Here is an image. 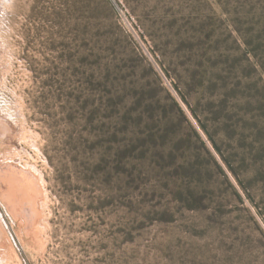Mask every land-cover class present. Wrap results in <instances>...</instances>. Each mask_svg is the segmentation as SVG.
Instances as JSON below:
<instances>
[{"label":"rangeland","instance_id":"obj_1","mask_svg":"<svg viewBox=\"0 0 264 264\" xmlns=\"http://www.w3.org/2000/svg\"><path fill=\"white\" fill-rule=\"evenodd\" d=\"M248 85L264 0H0V264H264Z\"/></svg>","mask_w":264,"mask_h":264},{"label":"trees","instance_id":"obj_2","mask_svg":"<svg viewBox=\"0 0 264 264\" xmlns=\"http://www.w3.org/2000/svg\"><path fill=\"white\" fill-rule=\"evenodd\" d=\"M251 90L256 91L257 97L253 100L247 99L243 104V109L250 111L252 109L257 110L260 113V117H257V120L248 119L244 120V127H246L247 132L250 134L251 139V152H253V161L257 164L258 167L254 171V175L251 179L252 182L258 183L261 186L260 196L261 200L264 199V143L261 144V139L264 140V90L261 89L255 90V86L248 85ZM255 89H254V88ZM259 91V92H258ZM255 145V146H254ZM228 170L236 176L235 171L232 167L226 163ZM237 178V176H236ZM239 185L244 189L242 182L238 180ZM264 204V201H263Z\"/></svg>","mask_w":264,"mask_h":264}]
</instances>
